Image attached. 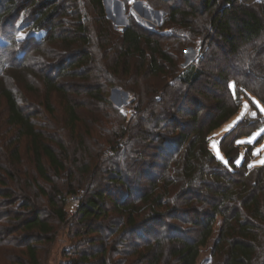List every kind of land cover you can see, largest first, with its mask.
<instances>
[{"label": "trees", "instance_id": "16d2710c", "mask_svg": "<svg viewBox=\"0 0 264 264\" xmlns=\"http://www.w3.org/2000/svg\"><path fill=\"white\" fill-rule=\"evenodd\" d=\"M65 1L23 0L24 5L35 7L33 33L39 35H32L16 56L20 65L7 59L8 69L17 68L27 80L33 77L43 86L46 93L42 105L50 120L42 124L35 121L40 112L32 114L21 105L14 86L2 84L0 78V96L8 112L0 130V184L7 183L3 172L11 182L21 181L19 169L27 159L20 143L25 138L34 179L40 177L64 186L49 191L32 178L29 185L33 194L29 190L23 194L26 201L21 205L25 210L19 219L24 220L31 241H36L27 246L30 263L40 264L37 245L43 238L53 237L46 209L33 198H47L51 216L65 221L69 196L82 189L74 217L80 228L78 234L88 237L81 245L100 243L103 248L82 252L77 248L73 251L75 258L68 264H87L100 254L106 256L113 234L126 236V253L137 256L134 264H197L218 217L222 223L212 260L219 258V264H264V165L251 168L241 162L231 168L236 158L234 149H223L229 166L209 148V134L234 116L240 104L234 101L228 106L218 99L206 104L199 96L189 95L191 90L201 93L205 80L216 87L223 83L228 88L231 81L241 89L251 87L245 76L260 70L244 52L264 39V0H199L201 8L194 0H150L157 7L172 1L165 6L166 23L187 29L184 34L191 36V44L199 38L202 41L200 57L183 70L174 69L176 62L170 52L150 34L140 33L133 23L121 34L112 32L102 0L89 1L100 26L106 27L94 34L90 29L93 19L85 4H80L82 0L73 2L71 10ZM17 3L10 0L0 16L11 12ZM62 15L72 18L66 20ZM64 23L71 25L70 29L62 30ZM49 42L55 45L51 54L45 52ZM231 54L236 60L240 55L243 68L229 58ZM220 55L229 59V69L222 66L218 73L203 70L201 64L206 58L217 61ZM133 56L140 58V63L131 73L127 59ZM125 67L126 76L130 74L126 85L137 84L136 77L149 81L164 77L168 70L172 72L170 82L167 79L159 87L151 80L146 94L136 93L138 101L130 116L110 105L103 108L108 104L106 85L115 83V76ZM99 70L106 78L98 76ZM27 87L32 89L33 85ZM159 90L160 99L156 96ZM53 95L58 97L56 101L63 111L59 116L51 102ZM81 95H87L90 105L104 112L101 118L93 116L83 122L84 104L77 99ZM187 101L195 105V110L187 122H181L179 114ZM99 122L111 125L106 129V150L97 143L98 138L93 139L89 127ZM12 131L15 133L8 136ZM91 139L96 141L93 148L87 144ZM156 144L158 152L152 154L150 149ZM122 154L125 161L119 162Z\"/></svg>", "mask_w": 264, "mask_h": 264}, {"label": "rangeland", "instance_id": "374dc122", "mask_svg": "<svg viewBox=\"0 0 264 264\" xmlns=\"http://www.w3.org/2000/svg\"><path fill=\"white\" fill-rule=\"evenodd\" d=\"M22 1L23 0H18L17 5L15 4L11 12L5 13L4 16H0V78H2V84L5 82L9 85L11 83L14 86V91L21 105L30 110L32 114H38V112H40L39 116L37 115L38 117L35 115V121L42 124L47 123L50 120V115L45 112L44 106L42 105V102L45 100V89H43V86L38 83V79L28 76L29 80H27L25 73L22 74L20 71L16 70L17 68L12 69V67H10L11 69H8L9 64H7V59L12 61L13 65H17L20 62L16 59V56H18V53L23 50L24 44L30 42L32 35H36L37 33H33L35 32V7L28 4L24 5ZM75 1L76 0L65 1L68 5V10H71L70 8H72V4ZM78 1L80 2L81 0H77V2ZM89 1L90 0H82L80 4H85V8L88 10L91 20L93 19L90 29L92 32L101 29L106 30V27L102 28V26H100V19L99 17H95L96 14ZM8 2H10V0H0L1 15L5 11L3 6ZM102 2L105 18L108 20V26L112 32L114 31L121 34L123 33L124 28L126 29L130 23H133L140 33L145 35L150 34L153 36L154 40H159L163 48L170 52V55L173 56L176 62V65L174 64V69L178 68L179 70H183L200 57L202 49L201 39H196L195 42L191 44L189 41L191 36H186L184 34L187 33L185 31L187 29L184 30L180 26L176 27L175 25H168V23H166L168 13L165 6H169L172 1L161 3L165 4L162 5L163 7L154 6L150 0H102ZM138 2H143V5H138ZM193 2L201 8L198 3L199 0H194ZM147 8H150V11H148ZM62 18H67L66 20H69V18L72 17L71 15H62ZM189 18L191 19L192 17ZM124 21H127V25ZM70 26L71 25L64 23L61 29L63 30ZM164 35L171 37L170 39H167ZM256 44L248 48L249 52H244L245 55L248 54L247 58L250 57L251 61L254 62L260 70V72L256 74L250 75L248 73L247 76H245L251 81V83L249 82L251 87H248V89H241L234 83L235 91H233V89H230L229 87L227 88L223 83L221 86L216 87L213 86L212 81L206 83L205 80L200 87L201 93L196 92L195 90H191V92L189 91L190 96H199L201 99L205 100L206 104H214L217 99L221 100L224 104L226 103L228 106L233 105L234 101L239 102L240 108L237 113L219 128L212 131L208 136L209 148L218 159L223 157L221 160L228 165L229 163L223 149H234L233 156H236V158L231 161V166L229 165L231 168H233L232 166L234 164H240L241 162L248 163L251 168L264 165V163H261V161H264V134H259L260 131L264 129V112L260 110L261 108H264V39L258 41ZM46 47L45 52H47V54H51L55 50V45L51 42L46 43ZM253 48H255L254 51H251ZM102 50L104 49L102 48ZM114 50L115 49L109 52L111 57L114 55ZM106 53L107 51H105L104 55ZM259 53H261V56H259ZM187 55H190L189 62L187 61ZM231 55L232 56H229V58H233L234 62L243 68L240 55L238 56L239 60L235 59L234 54ZM210 57L213 56L211 55ZM218 57L219 59L217 61H214V58H206L204 60L205 63L201 64L203 70L207 73H212V71L215 70L214 73H218V68H221L222 66L229 69V59H227V56L220 55ZM139 59L140 58L136 56L127 59L131 66V73H134L135 69H137V65L140 63ZM169 66L170 65H168V68L170 69ZM38 68L39 65H36V69ZM229 71L234 72V69H230ZM96 72L101 79L106 78L105 73L100 70ZM171 74L172 72L168 70V73L164 75V77L149 78V81L144 79L143 76H140L135 79V82H138L137 84L130 82L126 85V81H129L130 79V74L126 76V67L121 68L117 76H115V83H109L106 85L107 87H105L104 96L108 104H104L103 108H109L111 106L112 108H116L121 114L130 116L133 113V107L138 101L136 93L141 92L146 94V91H149L148 87L152 81L159 87L162 86L167 79L168 82H170ZM66 80L70 82L72 81L68 78ZM27 84H32V89H29ZM156 96L159 99L161 98L162 93L160 90L156 93ZM57 98L56 95H53L51 102L55 105L56 115L59 116L63 111L56 101ZM77 99L84 104V107L81 109L83 122L87 119L93 118V116L98 118L103 116L104 112L102 110L95 105H90L92 101L87 95H81L77 97ZM183 108L184 111L179 114V119L181 122H187V120L191 118L190 112L195 110V105L192 102L187 101L183 105ZM252 113H256V115L253 116ZM7 114L8 112L5 107L4 99L0 96V130L5 126V117ZM241 116L244 118L240 120L235 127L231 128V130H227V127L232 125L233 122L237 121ZM81 127L84 130V126ZM89 127L92 129L93 139L98 138L100 141L97 143L106 146V136H109L106 129H110V123H108L107 126H103L102 123L99 122V124L94 123ZM13 133H15V131H12L8 136L11 137ZM3 136L4 135L2 134V138ZM173 136L174 135H172L171 138H173ZM238 141L243 142L238 143ZM27 142L28 141L25 138L22 139L20 149L24 159L28 160L27 156L29 153L26 150ZM222 143L225 144L224 147H221ZM87 144H90L93 148L96 141H93L92 139L87 140ZM163 146V148H166L167 145L164 144ZM171 146L175 148V146ZM106 148L107 146L105 147V150ZM158 148L159 145L156 144L154 148L150 149V152L156 154ZM217 152H219V156L217 155ZM124 158V154H122L118 161H125ZM27 160H25L24 164L21 165L19 169L23 172H20L22 179L19 183L11 182L9 176L4 172L2 173V177L7 183L0 184V264H23V262L31 264L27 246L28 243H34L36 241H31V238L29 237L30 234L24 228V220L19 219V214L21 211L25 210L21 205V202L23 203L26 201L23 199V194L28 190L31 195L33 194V191H30L31 187L29 182L32 178L34 179V175L31 173L34 168ZM35 178L36 179L34 180H36L37 184L45 187L49 191L56 190L59 186L62 188L64 187L62 184L58 185L57 182L52 184L44 181L40 177ZM60 182H63V180ZM19 184L21 187H18ZM54 185H58V187ZM34 189H36L35 185L33 186V190ZM65 189L66 188L63 190ZM67 190H65V192H67ZM77 192L78 194L69 196L65 207L67 212V219L65 221H59L53 215L51 216L47 198L40 195L33 198V200L36 199L40 208L46 209L45 214L50 218V222L53 225V231L51 233V236H53L52 239L43 238L37 245L40 264H68L75 258L73 251L77 248L81 250V252L82 250H102L103 247H101L100 243H96L95 245H90V243L81 245V242L88 237L78 234L80 228L77 226L74 219L83 190L79 189ZM71 196H78L79 200L77 202H72L70 200ZM115 218H118V216H115ZM221 223L222 219L218 217L213 235L208 244L201 249L197 264H212V261L216 262L215 264H219L221 262L219 261V258H214L212 260L213 249L218 239ZM107 250L108 251L105 254L106 256L100 254L97 258L92 259V261L87 264H134L137 257L128 252L126 253V236L124 235L120 237L119 234H113L107 245Z\"/></svg>", "mask_w": 264, "mask_h": 264}, {"label": "snow or ice", "instance_id": "6c2138e0", "mask_svg": "<svg viewBox=\"0 0 264 264\" xmlns=\"http://www.w3.org/2000/svg\"><path fill=\"white\" fill-rule=\"evenodd\" d=\"M228 87H229L230 89H233V91H235V84H234V82H229ZM260 110H261L262 112H264V108H261ZM252 115L255 116L256 113H252ZM243 118H244L243 116H241L240 118H238L237 121L233 122L232 125H229V126L227 127V130H231V128L235 127L236 124H238V123L240 122V120H242ZM259 134H264V129H262V130L260 131ZM242 142H243V141H238V143H242ZM214 147H215V145H214ZM217 155L219 156V152H217ZM220 158L223 159V157H220ZM261 163H264V161H261Z\"/></svg>", "mask_w": 264, "mask_h": 264}, {"label": "built area", "instance_id": "2783aa9c", "mask_svg": "<svg viewBox=\"0 0 264 264\" xmlns=\"http://www.w3.org/2000/svg\"><path fill=\"white\" fill-rule=\"evenodd\" d=\"M187 58H188V62L190 61V55H187ZM70 200L72 201V202H77L78 200H79V197L78 196H71V198H70Z\"/></svg>", "mask_w": 264, "mask_h": 264}, {"label": "water", "instance_id": "95a60500", "mask_svg": "<svg viewBox=\"0 0 264 264\" xmlns=\"http://www.w3.org/2000/svg\"><path fill=\"white\" fill-rule=\"evenodd\" d=\"M137 4L140 5V6H142L143 5V2H138ZM147 9H148V11H150V8H147ZM124 23L127 25V21H124ZM124 30H125V28H124Z\"/></svg>", "mask_w": 264, "mask_h": 264}]
</instances>
